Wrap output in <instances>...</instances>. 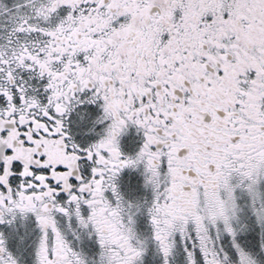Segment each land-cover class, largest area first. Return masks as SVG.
<instances>
[{
  "label": "snow or ice",
  "instance_id": "obj_1",
  "mask_svg": "<svg viewBox=\"0 0 264 264\" xmlns=\"http://www.w3.org/2000/svg\"><path fill=\"white\" fill-rule=\"evenodd\" d=\"M0 264H264V0H0Z\"/></svg>",
  "mask_w": 264,
  "mask_h": 264
}]
</instances>
